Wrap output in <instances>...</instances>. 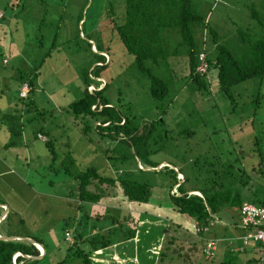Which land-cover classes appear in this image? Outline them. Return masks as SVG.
Masks as SVG:
<instances>
[{
  "label": "rangeland",
  "instance_id": "rangeland-1",
  "mask_svg": "<svg viewBox=\"0 0 264 264\" xmlns=\"http://www.w3.org/2000/svg\"><path fill=\"white\" fill-rule=\"evenodd\" d=\"M20 1L14 3L13 0H0V11L3 12V18L0 19L2 46L0 59L5 58V61L0 63L7 68L5 71L10 72L11 67L10 73L14 77L6 80L8 88L0 98V117L3 122L0 125V199L9 207L10 224H5L8 231H14L22 238L38 237L44 244L45 252L50 253L48 259L54 261L63 254L65 246L72 242L70 232L67 237L63 236L64 219L78 215V200L75 199L74 193L76 182L64 174V168L75 174L89 165L97 167L101 174L112 170L111 173L116 175L119 172L114 170L113 166L117 163L108 159V156L113 157L118 155V152H125L126 162L117 168L125 165L130 172L136 171L133 167L135 157L131 154L133 150H127V146L117 144L116 147L105 149L108 147L104 144L102 149L98 143L92 145L86 143V138L81 135L78 126L72 125L67 118L62 120L58 115L49 118L47 114L37 122L36 118L29 120L33 110L24 104L25 100L21 102L17 99L20 87L16 85L18 84L15 79L18 74L16 70H20L22 77H25V73L36 65L38 57L49 49L52 33L56 30V45L47 57H43L37 68V88L32 91L30 100L37 103V108L49 109L55 106L54 96L58 103L59 98L65 99L68 96L77 98L80 85L82 87L81 69L88 67V64H90L88 69L91 67L92 56L85 53L86 45L82 41L81 32H78L79 39L76 36V30L79 31L80 27L79 25L76 27L75 16L82 7L83 33L92 37L95 28H100L102 23L98 17L91 14V2L90 5L86 2L83 4L84 0ZM209 1L212 4L208 3ZM241 1L195 0L203 10L210 4L208 12L205 11L206 21L213 28L216 26L219 29L218 34L220 31H227L226 28H232L231 20H240L241 24H245L243 14L246 10L242 7ZM250 1L258 3L257 0H243ZM9 3H14L15 7L11 9ZM3 7H7L8 10ZM228 14L230 19L227 18ZM246 20L254 24L249 17ZM38 25L40 29H36ZM56 25H59V30ZM262 30L264 35V24ZM175 38L178 40L176 36ZM204 38L206 39L205 33ZM117 43L113 41L110 51L102 53L106 61L105 66L107 65L106 71L103 70L100 77L95 79L99 83L91 84L87 90L102 87L104 82H108L106 75L108 72L110 74L119 72L114 65L121 59L124 64L125 59L129 58L126 54L122 56L120 52L122 45ZM207 47L211 52L210 44H206L205 48ZM93 50L92 46L91 51ZM202 54L204 57V52ZM179 55L171 61L170 68L164 63L160 65L163 75L169 77L173 69L175 78L161 102L153 103L148 97L145 98L143 89L147 86L146 81L141 80L138 74L126 76L120 69L121 74L115 77L111 87L107 88L111 103L116 102L117 97H120L121 103L129 102V113L137 115L134 116L135 124L141 120L147 122L162 118V121L154 126V133L149 138L156 142L148 148L151 153L149 157L179 167L189 178L188 186L196 181L195 185L198 183L199 187L201 186L199 181L207 179L209 185L213 186L210 192L207 191L209 195L214 191L221 193L228 190L229 193L237 192L242 203L256 204L257 197L264 196V73L260 78H249L234 85L232 87L234 101L231 102L232 100L216 92L215 70L206 68L204 72H200L206 75V81L210 85L205 96L213 97L209 102L202 103L205 97L201 98L192 93L191 86L184 80L188 76L187 68L184 65L183 53ZM19 56L24 60L23 70L19 64ZM195 67V70L199 71L197 64ZM1 69L3 70V67ZM178 74L184 79H180ZM117 88H120V95L116 92ZM257 91L258 99L252 101ZM18 98L24 97L18 95ZM162 106L167 113L159 115V111L163 110ZM84 123L85 119L78 120L79 126ZM37 128L44 131L50 129L51 147L45 146L46 136L41 133L36 134V138L33 136ZM184 128L189 129L191 133L177 134L178 129ZM158 147L159 152L152 153ZM51 151L56 153L55 159H52ZM192 160L196 162L193 163ZM136 167L140 169L138 164ZM158 168L156 167V170ZM207 171L211 174H207ZM245 182L248 184L244 185ZM84 205L90 210L91 207L105 208L114 203L101 200L97 204ZM125 207L128 213L142 214L137 212L139 210L133 203L128 202ZM230 213V208L225 206L218 216L220 220L229 221ZM5 214L0 216V221ZM17 218L24 223L20 224ZM232 220L238 221L236 211L233 212ZM139 223L141 227L137 229L138 235L124 242H120L119 233L116 232L114 237L116 236L117 241L110 244L109 251L107 250L111 253L106 251L103 256L99 255L94 260L95 264H219V260L207 262L202 258L199 250L202 240L192 233L178 228H166L167 222L162 229L157 228L156 225H151L149 214L140 218ZM161 223L159 222L160 225ZM226 228L216 224L213 230L203 237L223 236L227 233ZM172 235L178 237L180 241L175 246H170L167 242ZM152 245H155L152 253L154 256L159 248L163 253L159 261L149 252ZM247 246L244 247L246 252ZM242 258L241 255H235L234 260L229 256L223 260H227L226 264H241ZM90 259L93 257L90 256ZM70 263L78 264L74 260Z\"/></svg>",
  "mask_w": 264,
  "mask_h": 264
},
{
  "label": "trees",
  "instance_id": "trees-1",
  "mask_svg": "<svg viewBox=\"0 0 264 264\" xmlns=\"http://www.w3.org/2000/svg\"><path fill=\"white\" fill-rule=\"evenodd\" d=\"M19 1L13 0L14 3ZM257 1L256 4L254 1L243 2L242 0V7L247 12L243 14L245 24H241L240 20H231L232 28H226L227 31H220L218 34L219 29L216 26L214 29L206 21L207 13L205 11L208 12L209 5L212 4L211 1L208 2L210 3L207 4L208 7L206 5L203 10L195 0H90L89 2L84 0L83 4L86 2L90 5L91 2V14L98 17L102 23L100 28H95L92 37L90 34L83 33L84 14L82 15V7L78 9L75 16L76 27L77 25L80 27L79 31L76 30V36L79 39L78 32H81L82 41L86 45L85 53L92 56L91 67L88 69L90 66L88 64V67L81 69L82 87L81 85L80 89L77 87L80 90L77 98H69V96L65 99L59 98L60 103H58L59 101L54 96L55 106L42 109L37 108V103L30 100V96L32 91L37 88L36 77L39 64L43 57H47L50 50L56 45L57 31H53L49 49L38 57L36 65L25 73V77H22L20 70H16L18 73L17 78H15L18 81L16 85L21 87L25 83L28 87L24 98H18L17 92V99L21 102L25 100L24 104L28 108L32 107L33 114L29 120L36 118L35 122H37L47 114L49 118H55V115H58V117L61 116L62 120L67 118L73 123L72 125L78 126L79 132L85 136V142L88 144L98 143L102 149L104 144H107L108 147L105 149H109L111 146L116 147L117 144L127 146V150H133L131 154L132 157L133 155L135 157L133 167L136 171L130 172L128 166L125 165L117 168L126 162L127 154L125 152H118V155L113 157L108 156V159L115 160L117 163L113 166V169L119 172L116 175L111 173L112 170L106 174H101L97 167H89V165L85 166L82 171L72 174L65 167L64 174L72 177L76 182L74 193L75 199L78 200V215L64 219L62 226V232L68 231L72 235L70 245L65 246L63 254L57 260L50 261L48 259L50 253L45 252L44 244L38 237L31 236L28 238L41 245L43 252L39 257H36L38 255L36 247L25 240L0 239V264H12L11 257L16 253L18 255L14 257L13 264H71L70 261L72 260L78 264H95L94 260L99 255L103 256L104 252L110 248L109 245L117 241L116 236L114 237L116 232L119 233L120 242L138 235L136 232L141 227L140 218L145 214L150 215V212L161 213L165 210V205L172 208L173 213L167 214L165 212L163 217L157 218L150 215L153 218L151 225H156L160 229L165 222H167L166 228L177 229L179 224L176 221L183 216L196 221L203 228L210 221L220 222L218 214L225 206L231 210L239 209L242 201L237 192L229 193L228 190H224L220 193L214 191L209 195L207 191L210 192L213 186L209 185L207 179L205 181L200 180L201 186L199 187L198 183L195 185L196 181L188 186L189 178L183 174L179 167L171 163L165 164L162 160L150 159L149 154L151 153L148 148L150 145H155L156 142L149 138L154 133V126H157L162 118L158 117L157 120L147 122L141 120L140 123L135 124L134 116L137 115L129 113V102L121 103L120 97H117L116 100L120 104L117 101L111 103L110 97L107 95V93L109 94L107 88L111 87V82L121 74V69L126 76L131 74L137 76L138 74V77L142 78L141 80L146 81L147 86H144L146 90L143 89L145 98L148 97L153 103L161 102L175 78L172 73L173 69H171L169 77L163 75L160 65L164 63L170 68L169 64L175 56H180L179 53H183L188 76L186 75L187 77L184 79L179 73L178 77L184 79L191 86L192 93L201 98L205 97L204 101H201L202 103H207L213 97V95L208 98L205 96L210 85L206 81V75L195 70L197 53L204 52L205 67L215 70L216 92L233 102L235 94H233L232 87L234 85L249 78H260L264 73V35L262 30L264 0ZM14 3H9L10 8L15 7ZM20 3L22 2L20 1ZM3 8L8 10L7 7ZM199 9L201 10L198 12ZM229 16L228 14L227 18L230 19ZM247 17L254 21V24L248 23ZM1 18H3V12ZM40 28L38 25L36 29ZM56 28L59 30V25H56ZM113 41L122 45L120 51L122 56L126 54L129 58L125 59L124 64L122 63L123 59H121L114 65L119 72L115 74L108 72L106 74L108 82H104L102 87L87 90L86 88L91 84L97 85L99 83L95 79L100 77L101 72L107 66H105L106 61L102 53L110 51ZM206 44H210L212 47L211 52H209V47L205 48ZM92 46L94 47L93 51H91ZM19 59L20 67L23 70L24 60L20 56ZM4 69L7 68L0 63V70L3 71H0L2 72V75L0 74V98L8 88L6 80L10 77L14 78L10 73L11 67L10 72ZM116 92L120 95V88H117ZM254 96L252 101L258 99V91ZM162 109V112L159 111V115L167 113L163 106ZM81 119H85L86 123L79 126L78 120ZM2 124L0 117V125ZM49 131L50 129L44 131L37 128L34 130L33 136L36 138L35 135L39 133L46 136L45 146L51 147V139L49 138L52 136ZM19 132L20 129L17 130L18 135ZM180 132L184 135L191 133L189 129L185 128L178 129L177 134ZM159 150L160 147L153 150L152 153H157ZM51 155L52 159H55L56 153L54 151H51ZM105 158L107 159V154H105ZM195 162L193 161V163ZM136 164L140 166L139 170ZM156 167H159L158 170ZM208 171L207 174H211ZM178 173L182 175L181 180L176 176ZM245 184L248 183L245 182ZM171 186H174L177 195L170 193ZM195 191L199 195L195 194ZM101 200L113 202L114 205H107L105 208L100 206L97 209L91 207L90 210L85 208V203L97 204ZM128 202L136 205L137 210H139L137 212L142 211V214L128 213L125 207ZM0 204H5V202L0 199ZM256 204H264V198L257 197ZM2 211L3 208L0 206V215ZM8 219L9 211L0 221V236L20 237L16 232L8 231L5 225L10 224ZM159 222H162L161 225ZM199 225L194 224L193 227L194 231L200 235L197 237L202 240L199 249L200 254L205 261L211 262L214 260L213 256L217 248L226 244V241H220L221 237L220 239L204 238V233ZM70 229L71 231H69ZM167 242L170 246H175L180 241L172 235ZM208 242L212 243L213 249L207 259L204 258L202 250ZM154 250L155 245H152L149 248L151 255H153ZM108 251L107 253H111ZM162 254L159 248L156 256H153L158 260ZM90 256L93 257L92 260ZM226 263L227 261L224 260L219 262V264Z\"/></svg>",
  "mask_w": 264,
  "mask_h": 264
},
{
  "label": "crops",
  "instance_id": "crops-1",
  "mask_svg": "<svg viewBox=\"0 0 264 264\" xmlns=\"http://www.w3.org/2000/svg\"><path fill=\"white\" fill-rule=\"evenodd\" d=\"M195 194L199 195V193L196 191H195ZM262 198H264V196H262ZM5 206L7 207V211H8L9 207L6 204V202H5ZM230 211H231V213L229 215V221H226L223 219L220 222L210 221L207 225H204L203 228L201 225L197 224L196 221L190 219L189 217H187V218L184 216H183V218L179 217V220H177L176 222H177V224H180L178 229L188 231L189 233H192L193 236H196V237L199 234H197L194 231V227H193L194 224L199 225V227L202 228L204 235L209 234L211 232V230H213V227L216 224L222 228H226L227 224H230L227 226L228 230L226 231L229 234L228 235L226 234V236H220L221 237L220 241H226V244H224V245L222 244L221 247L217 248V251L214 253L213 259L219 260V262H221L227 256H229L230 258H233V260H234L235 255H241L243 257L242 258L243 262H240L241 264H255V262L257 260L256 243L253 242V240H251V239H249L246 243H243L241 237L246 234V229L242 228L241 225L239 224V210L238 209L237 210H231L230 209ZM234 211H236L237 215H238V221L237 222L233 221V220L231 221ZM140 212H142V211H140ZM165 212L167 214L173 213L172 208L165 205V210L161 211V213L154 214V213L150 212V215H154V216H152L153 218L154 217L157 218V217H161V216L163 217ZM153 218H151V219H153ZM17 220H18V222L20 221V224H22L23 220H21L20 218H17ZM220 237H216V238L220 239ZM245 245H248L246 247L248 249V252H246L244 250ZM249 248H251L252 250H249ZM227 260H229V258H227Z\"/></svg>",
  "mask_w": 264,
  "mask_h": 264
},
{
  "label": "built area",
  "instance_id": "built-area-1",
  "mask_svg": "<svg viewBox=\"0 0 264 264\" xmlns=\"http://www.w3.org/2000/svg\"><path fill=\"white\" fill-rule=\"evenodd\" d=\"M2 12L0 11V17ZM4 57L0 62H4ZM205 62L202 52L197 53V67L199 72H204L207 67H205ZM28 91V87L25 83L21 85L18 91V95L25 97ZM179 180L182 179L181 174L176 175ZM170 193L177 195L174 190V186H171ZM239 224L242 228L246 229V234L241 237L243 243H246L249 239L256 242L257 246V260L255 264H264V204H252V203H242L239 207ZM64 235L67 237L69 232H65ZM213 249L212 243L208 242L204 245L202 254L204 258H209Z\"/></svg>",
  "mask_w": 264,
  "mask_h": 264
},
{
  "label": "water",
  "instance_id": "water-1",
  "mask_svg": "<svg viewBox=\"0 0 264 264\" xmlns=\"http://www.w3.org/2000/svg\"><path fill=\"white\" fill-rule=\"evenodd\" d=\"M0 206L3 208V212L1 213L0 216L4 215L6 212H7V207L4 205V204H0ZM0 239H10V240H25L27 242H29L30 245H34V244H38V243H35V241H33L32 239H29V238H22V237H10V236H0ZM40 246V249H39V253L36 257H39L41 254H42V247L40 244H38ZM25 258H28V257H25Z\"/></svg>",
  "mask_w": 264,
  "mask_h": 264
},
{
  "label": "clouds",
  "instance_id": "clouds-1",
  "mask_svg": "<svg viewBox=\"0 0 264 264\" xmlns=\"http://www.w3.org/2000/svg\"><path fill=\"white\" fill-rule=\"evenodd\" d=\"M204 62H205V60H204ZM206 65V64H205ZM195 193V192H194ZM33 246H35V244L33 245ZM36 249L38 250V253H39V249L36 247ZM43 252V251H42ZM16 255H18L17 253L16 254H14V255H12V257H11V263L13 264V259H14V257L16 256Z\"/></svg>",
  "mask_w": 264,
  "mask_h": 264
},
{
  "label": "bare ground",
  "instance_id": "bare-ground-1",
  "mask_svg": "<svg viewBox=\"0 0 264 264\" xmlns=\"http://www.w3.org/2000/svg\"><path fill=\"white\" fill-rule=\"evenodd\" d=\"M37 246L38 249H40V246L38 244H35ZM41 250V249H40Z\"/></svg>",
  "mask_w": 264,
  "mask_h": 264
}]
</instances>
